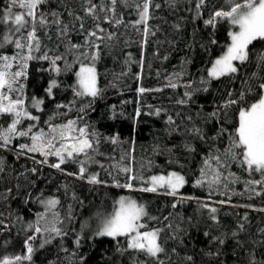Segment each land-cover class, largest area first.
Returning a JSON list of instances; mask_svg holds the SVG:
<instances>
[{
  "label": "trees",
  "instance_id": "obj_1",
  "mask_svg": "<svg viewBox=\"0 0 264 264\" xmlns=\"http://www.w3.org/2000/svg\"><path fill=\"white\" fill-rule=\"evenodd\" d=\"M95 2L99 3V0ZM156 2L161 4V8L154 9L153 18L149 20L155 35L148 37V42L143 48H141L142 25L141 31L138 32L130 24L128 27L121 25L117 28L102 24L109 31L115 32L116 37L111 41L107 39L97 41L100 44V56L95 66L98 87L102 89L101 94L96 98H79L71 110L60 109L59 115L56 114L55 105L67 104L73 100V93L68 85L75 83V71L78 70L79 65L72 62L79 56V52H67V38L63 41L58 40L55 29L51 31L52 40L45 39V44L48 48L64 54L68 62L72 63V70L63 72L58 77L64 86L56 90L55 100L47 101L43 112L33 110V114L40 117L34 132L43 129L47 133L49 125L46 122L50 117H52L50 123L58 125L69 119L76 120L84 116L85 122L94 126L100 134L110 137L119 133L123 142L118 145L101 143L100 151L113 157V159L97 157L106 167L118 162L122 155L134 147L132 166L138 175L150 178L153 175H166L167 172L175 170L185 176L186 184L180 189L177 197L163 194L162 189L156 193L130 191L113 186V176H116L121 183L126 182L123 174L117 175L112 170V174L109 175L108 171L100 169L97 165H91L89 172H99L100 180L106 182L91 185L85 180H77L47 165L36 164L29 158L34 155L36 160H40L42 157L39 154L29 153L17 158L13 150L15 146L20 143H30V140L27 138L13 140L12 148L0 150V158L4 160L5 168V171L0 173V213L3 214L0 215V220L8 225V228L0 230V257L23 253V240L27 235L33 234L28 225L35 224L37 214L45 211L44 206L37 199L42 197L56 198L60 203L47 213L41 225L45 228L51 227L55 222L53 212L58 213L63 224L57 226L64 228L68 235L63 240L56 238L51 244L40 249L39 244L48 233L37 234L40 236L35 242L38 251L34 254L33 260L26 264H50V262L81 264L80 256L86 257L84 264H130L132 254L126 253L121 256L116 251V241L108 237H94L95 231L100 226L98 213L108 215L113 211L115 201L121 196H127L135 199L138 204H144L149 216L158 217L155 221L145 219L144 222L149 228L172 225L162 233L170 264H247L250 255H255L257 261L264 258L259 255L264 253V244H262L264 234L259 231L264 229V211H259L264 209V188L256 186V190L262 192L261 195L246 190L244 181L249 179V174L237 163H231L229 167L220 169V172L222 177L234 173L239 178L238 182L223 181L210 188L207 181L212 179L213 170L217 167L214 162L207 170L208 175L204 177L206 182L202 186H194L195 181L201 178L203 160L215 153L217 148L223 150L227 144L226 135L220 140L211 139L219 125L215 122H207L208 114L225 99L227 91L240 89L241 81L246 74L255 71L264 75V70L256 67L253 56V63L240 66L239 72L234 77L225 76L210 80L207 84L202 83V79L206 81L210 79L207 76V69L211 67V62L226 50L230 42L227 33L231 26L221 22L214 33L218 43L211 45L209 38L213 30L205 28L202 19L194 21L193 13L188 11L190 5L186 0H179L176 9L169 8L165 0H156ZM7 3L8 0H0V12ZM221 3L223 0H208L203 18L206 19L214 6H219ZM48 7H58L57 0H50V5H46L45 9ZM191 7H194V4ZM65 8L83 15L81 0H64L63 5H59V10L63 11ZM117 12L123 14L126 23L137 19L132 9H126L120 4L117 5ZM64 18L69 19L66 12ZM176 25H179V28ZM92 28L93 21L91 18H86L85 29ZM3 31L5 29L0 25V33ZM70 39L74 43H83V37L78 36L75 31L70 33ZM250 47L254 52L264 50V41H254ZM3 51L11 53L12 49L9 47ZM81 51H88L91 54L93 50L84 48ZM129 56L132 58L130 61ZM80 59L84 60V57L81 56ZM141 59H143V67L139 63ZM60 66H64L63 62H60ZM47 68V62H30L28 79L24 81L27 97L43 95V89L47 86L51 74L40 69ZM138 75L139 79H137ZM170 77L172 82L178 84L176 89L165 87ZM189 84L191 88H186L185 85ZM140 86L162 90L148 91L141 96L137 93V88ZM204 87H208L209 90L204 92L202 90ZM185 91L194 93L193 102L187 105L177 104L176 101L183 98ZM90 101L91 106L85 112H80V107ZM149 105L152 107L149 108ZM113 106H115V118H112ZM137 107L142 111L138 118L135 117ZM156 108L163 109L159 116L148 114L154 112ZM177 113H180V116H177ZM168 115L173 116L175 124L166 123ZM229 115L227 126L231 128L236 123V114L230 111ZM189 116L191 120L187 119ZM134 118L135 131H133ZM9 119L7 116L0 118V124L6 126L5 122ZM28 123L32 122L25 121V126ZM177 125L179 131L175 130ZM193 126L202 128L208 139L202 141L190 134L188 129ZM186 143H190L195 151L192 153L185 151ZM169 149L173 151L170 153ZM170 160H177L178 163H170ZM49 161L55 163L56 157H49ZM124 163H127V160ZM62 167L67 172L75 173L79 166L77 163L68 162ZM32 168L37 169L35 174L31 171ZM253 178L259 179V176ZM139 186L137 182L136 187ZM9 189L11 191H8ZM180 196H192L198 199L177 203ZM198 200L207 202L219 210L216 214L218 222L210 219V213L200 207ZM218 201L229 202L220 204L217 203ZM173 203H177L176 208L172 207ZM70 212L71 220L68 219ZM245 215L247 221L243 220ZM164 217L168 219L165 221ZM240 223L245 224V230L239 232L234 239L231 234L238 230L237 226ZM205 232L209 233V236L206 237ZM77 234L83 237L79 250H76L74 245ZM172 236H175V239L171 238ZM212 237H220L225 243L223 245L213 243ZM5 241H8L7 245ZM61 244L68 249L67 252L61 250ZM120 244L126 246L123 238H120ZM173 249L175 252L172 251ZM217 250L220 251V255H206L209 251L215 253ZM73 252L76 254L73 255ZM189 256L192 257L191 262L186 259Z\"/></svg>",
  "mask_w": 264,
  "mask_h": 264
},
{
  "label": "snow or ice",
  "instance_id": "obj_2",
  "mask_svg": "<svg viewBox=\"0 0 264 264\" xmlns=\"http://www.w3.org/2000/svg\"><path fill=\"white\" fill-rule=\"evenodd\" d=\"M169 8L176 9L179 0H165ZM190 5L188 11L193 13V19L203 20L205 28L213 30L209 38V44H217L215 38V29L221 22H226L231 26L227 35L229 43L226 51L217 59L211 62V67L207 69L208 81L202 79V83L207 84L210 80L219 79L220 77H234L240 70V66L254 63L258 69L264 70V50L253 51L250 47L254 41H264V0H223L219 6H214L213 10L204 17V11L208 5V0H186ZM64 0H57L58 7H48L50 0H8L3 11L0 12V25L5 29L0 33V118L9 117V121L0 124V150H9L13 147V140L27 138L30 143H20L13 149L17 158L26 156L29 153L39 154L42 159L36 160L35 156L29 157L36 164L47 165L53 169L61 171L65 175L73 176L77 180H85L88 184L95 185L106 183L99 178V172L90 173L89 167L97 165L100 169L112 174L114 170L117 175L123 174L126 177V182L121 183L120 180L113 176V186L118 188L128 189L130 191H141L156 193L159 190H164L163 194L177 197L180 189L186 184L185 176L179 171H169L166 175H153L150 178H145L143 175H138L132 164L134 163V147L129 149L120 160L115 164L105 166L97 157L104 156L106 159H113L100 151L102 142H108L112 145L123 143L120 140L119 133L110 137L103 136L95 130L94 126L85 122L84 116L78 119H69L62 124L48 123L49 131L46 133L43 129L39 132H34L37 127V122L40 117L33 114L35 112H43L47 101H54L56 90L64 85L58 79L63 72L72 70V63H78L79 68L75 71V83L68 85L73 93V100L67 104L57 103L55 108L56 114L59 115L60 109L67 108L71 110L77 100L83 97L96 98L101 94L102 89L98 87V74L95 62L100 56V44L97 41L105 39L111 41L116 37V33L109 31L102 24H107L112 28H117L121 25L128 27L129 24L136 31H141L143 40L141 48L147 42L148 37L155 35L149 25V20L153 18V10L160 9L161 4L156 0H81V11L83 15L78 14L74 10L65 8L59 10V5H63ZM120 4L126 9H132L137 19L125 22L124 16L117 12V5ZM194 4V7L191 5ZM65 12L69 19H65ZM103 14V15H101ZM91 18L93 28L85 29V19ZM77 22L79 27L77 28ZM179 28V25H176ZM55 29L56 38L65 40L67 38L66 51L79 52V56L72 63H69L64 54L56 52L55 49H50L45 44V39L52 40L51 31ZM75 31L78 36L83 37V43H74L70 39V33ZM11 47L12 52L3 51ZM59 47V46H58ZM92 49L91 54L82 49ZM207 50V49H206ZM55 54H51L54 53ZM84 57L81 60L80 57ZM129 61L132 59L128 57ZM31 61L47 62V69L51 75L47 86L43 89V95H32L27 97L25 93V83L28 79V69ZM85 61H88L87 63ZM63 62V67L60 66ZM143 67V59L139 62ZM181 75V74H176ZM139 75L137 79H139ZM165 87L176 89L178 84L172 82L169 78V83ZM186 88H191V85H185ZM162 89H146L142 86L137 88L138 95H143L148 91H161ZM207 92L208 87L202 89ZM192 91H185L184 96L176 101L179 105H187L193 102ZM91 106V101L80 107V112H85ZM149 108L152 106L149 105ZM163 111L162 108H156L154 112H149V115L159 116ZM236 114V123L234 127L229 128L227 125L230 120L229 113ZM66 115V113H63ZM142 111L137 107L135 117L141 116ZM115 106H113V117L115 118ZM121 115H123L121 113ZM180 116V113H177ZM188 120L192 118L187 117ZM25 121L28 123L25 126ZM207 122H215L219 125L212 140H220L227 136V144L223 150L217 148L215 153L210 154L203 160L201 168V178L195 181L194 186H202L206 181L204 177L208 175L207 170L212 167L213 162L217 166L213 171L212 179L207 181L211 188L214 184H220L223 181H231L236 183L239 178L234 173H230L227 177H222L220 169L227 168L231 163H237L242 169L248 172L249 179L244 181L246 190H250L255 195H261L262 192L256 190V186L264 188V75L258 72L246 74L241 81L239 90H229L226 93L225 99L216 106V108L208 114ZM166 123L168 125L175 124L172 115L167 116ZM82 125V126H80ZM136 129L135 118L133 121V131ZM176 131H179V126H176ZM188 132L202 141L208 139L204 130L200 127L193 126L188 129ZM134 145L135 139H132ZM185 151L192 153L195 148L190 144L184 145ZM173 150L169 149L171 153ZM56 157L55 163H50L49 157ZM127 160V163L124 161ZM68 162L78 164V171L75 173L67 172L62 166ZM170 163H178L177 160H170ZM182 167V165H181ZM5 171L4 160L0 158V173ZM31 171L35 174L36 168ZM258 175L259 179L253 178ZM139 182L140 186L136 187ZM67 187V185L65 186ZM8 191H11L9 189ZM223 195V193H221ZM75 198V197H74ZM38 202L44 206L45 211L37 214L35 224H29L33 234L27 235L23 240V253L15 255H4L0 257V264H26L33 260L34 254L38 251L35 242L40 239L37 234L48 233V236L42 239L39 248L43 249L46 245L51 244L56 238L63 240L68 235V232L57 226L63 224L58 213L53 212L55 222L51 227L45 228L41 225V221L46 219L47 213L56 208L60 203L56 198L38 197ZM198 199L192 196H180V200L186 201ZM230 199V198H229ZM229 201H218L217 203L226 204ZM27 203V201H25ZM82 203V202H81ZM177 203H173L172 207L176 208ZM200 207L207 209L210 213V219L218 222L216 207L210 206L207 202H200ZM249 207H251L249 205ZM264 211V209H259ZM0 215H3L0 213ZM100 217V226L94 233V237H108L116 241V251L121 255L131 253L130 264H170L165 247L166 241L162 237V233L170 229L172 225L165 224L162 227L149 228L144 222L148 220H158V217L149 216L144 204H138L135 199L127 196H121L115 201L113 211L108 215L98 213ZM69 220L72 219L71 212ZM168 217H164L166 221ZM247 221V215L243 217ZM83 227V226H82ZM8 228L2 220H0V230ZM237 231L232 232V238H236L239 232L245 230V224L240 223L237 226ZM261 234H264V229H259ZM207 237L209 233L205 232ZM120 238H123L124 245L121 246ZM171 238L175 239V236ZM83 237L77 234L74 239L76 250L81 247ZM213 243L223 245L225 240L220 237H212ZM7 245L8 241L4 242ZM264 244V242H262ZM61 250L67 252L68 249L61 244ZM175 252V249L172 250ZM76 253L73 252V255ZM220 251L215 253L209 251L206 255H220ZM264 257V253H259ZM143 257V258H141ZM81 264H84L86 257H79ZM191 262L192 257H186ZM53 264V262H50ZM247 264H264V258L257 261L255 255L248 257Z\"/></svg>",
  "mask_w": 264,
  "mask_h": 264
},
{
  "label": "rangeland",
  "instance_id": "obj_3",
  "mask_svg": "<svg viewBox=\"0 0 264 264\" xmlns=\"http://www.w3.org/2000/svg\"><path fill=\"white\" fill-rule=\"evenodd\" d=\"M225 51H226V50H225ZM223 53H224V52H223ZM223 53H222V54H223ZM222 54H221V55H222ZM221 55H220V56H221Z\"/></svg>",
  "mask_w": 264,
  "mask_h": 264
}]
</instances>
